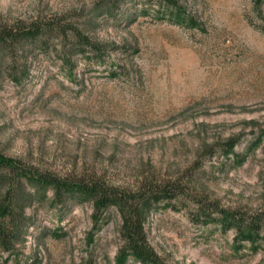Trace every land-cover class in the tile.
<instances>
[{
  "label": "rangeland",
  "instance_id": "374dc122",
  "mask_svg": "<svg viewBox=\"0 0 264 264\" xmlns=\"http://www.w3.org/2000/svg\"><path fill=\"white\" fill-rule=\"evenodd\" d=\"M99 1L0 0V24L86 15ZM106 1L118 2L119 14L96 18L92 38L109 49L101 64L77 56L68 74L54 55H39L23 83L0 79V154L121 188L196 164L197 189L222 207L264 209V0H177L182 20L161 14L156 0ZM229 139L237 146L221 152ZM37 195L20 264H114L113 208L89 246L90 203L60 207L49 190ZM146 231L166 264H264V249L237 247L232 230L193 225L180 202L156 206ZM6 258L0 251V264Z\"/></svg>",
  "mask_w": 264,
  "mask_h": 264
},
{
  "label": "trees",
  "instance_id": "16d2710c",
  "mask_svg": "<svg viewBox=\"0 0 264 264\" xmlns=\"http://www.w3.org/2000/svg\"><path fill=\"white\" fill-rule=\"evenodd\" d=\"M117 3L99 1L86 15L79 10L0 24V79L7 77L14 84L23 83L30 77L39 55H54L68 74H72L77 56L101 64L109 49L93 39L91 32L97 17L112 18L119 14ZM156 3L161 14L184 19L177 0H156ZM238 142L229 139L221 152L229 147L233 151ZM196 169L195 164L180 177L121 188L84 175L40 172L0 154V251L7 254L2 264L10 260L11 264H20L19 246L30 226L26 209L35 202L37 194L44 196L48 190L54 205L66 207L71 202L92 205L96 225L89 246L95 242L94 233L100 232L107 222L108 210H115L120 221V244L114 264H166L148 241L146 222L156 206L174 208L179 202L193 225H214L223 232L232 230L237 247L247 244L253 251L264 249V209L247 214L222 207L217 199L197 189ZM31 185L35 189L27 190Z\"/></svg>",
  "mask_w": 264,
  "mask_h": 264
}]
</instances>
